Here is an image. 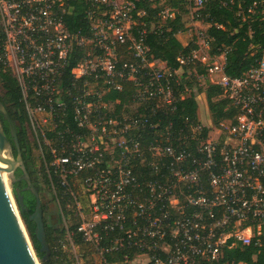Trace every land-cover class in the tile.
Masks as SVG:
<instances>
[{
    "label": "built area",
    "instance_id": "obj_1",
    "mask_svg": "<svg viewBox=\"0 0 264 264\" xmlns=\"http://www.w3.org/2000/svg\"><path fill=\"white\" fill-rule=\"evenodd\" d=\"M83 1L88 33L66 26L69 0H0V68L16 78L32 131L69 196V218L57 211L66 264H84L76 236L99 264H213L224 248L262 247L264 55L241 76L226 75L225 56L210 55L198 20L207 0H192L196 48L171 70L149 55L138 21L144 13L135 18L132 2ZM197 66L204 72L194 75L218 86L234 114L215 134L198 122L189 134L194 144L178 137L174 145L171 123L160 128L150 118L175 110L189 93L177 94L175 83L184 67ZM124 83L133 85L135 108L146 111L118 120L104 95L122 91ZM66 99L77 132L58 128ZM139 129L154 132L147 146L132 136ZM70 217L77 220L73 230Z\"/></svg>",
    "mask_w": 264,
    "mask_h": 264
},
{
    "label": "trees",
    "instance_id": "obj_2",
    "mask_svg": "<svg viewBox=\"0 0 264 264\" xmlns=\"http://www.w3.org/2000/svg\"><path fill=\"white\" fill-rule=\"evenodd\" d=\"M132 2L135 10V18L138 12H143L144 16L138 21L144 24L147 34L144 39L145 46L149 49V55L152 60L162 62L171 70L179 68L176 62L177 57L187 56L194 48L195 41H191L186 46L177 37L179 33L187 30L183 21V15L186 14V3L190 0H167L170 8L173 9L174 16L171 19L162 20L160 14L163 11L158 7L160 0H127ZM67 13L63 20L71 32L88 33V19L86 17V4L83 0H69ZM71 9V10H70ZM250 10V11H249ZM249 11V12H248ZM203 25H206L203 32V38L208 43V52L212 56H225L224 72L230 77H239L254 67L264 55V0H207L203 7L198 11ZM150 25L153 29L150 31ZM141 28V27H140ZM78 57L73 60L76 64ZM198 73H203V68L197 66ZM182 79L175 83V92L180 95L185 89L189 90L183 99H178L175 103L173 112L158 111L151 116L150 122L156 123L160 128L171 123V133L176 145V138H181V142H191L189 134L191 127L198 125V103L196 97L203 95L207 103L208 111L212 122L218 126L224 120L231 118L234 110L227 108V102L221 97V89L218 86L205 83L203 87L192 92L193 79L186 76L184 67ZM174 83V82H173ZM132 83H124L123 90L120 92L110 91L104 95L105 101L112 107L114 116L122 120L124 112H127L128 106H135L132 101L133 95ZM75 93V91H73ZM0 100L4 105L9 118L14 123L19 149L25 171L37 191L39 197L43 194L50 196V202H53L62 211L64 217L72 214V210L67 209L69 196L65 194V189L60 186V181L56 178L49 166L51 162L50 155L41 139L32 131L29 117L23 96L16 78L9 70L0 68ZM118 101V104L115 102ZM67 107L65 109L64 124L59 125V130L66 126L78 131L72 120V108L66 99ZM144 106L137 107L131 113H143ZM4 133L12 147L13 157H16V149L10 137L8 124L5 118L0 115ZM153 130L139 129L132 133V136L140 143L142 147L147 146L153 141ZM207 130L203 128L200 139H205ZM30 134L32 139L30 140ZM52 139L53 133L48 135ZM37 153L34 157L33 153ZM22 172L17 169L16 178L20 177ZM25 186V183H23ZM15 187H20L18 184ZM13 196L16 203L17 194L13 190ZM44 198V197H43ZM42 199V198H41ZM24 206L28 212H19L25 229L30 238L35 255L40 264H66L69 262L68 255L62 250L60 241L64 239V230L61 226L46 224L44 222L46 242L49 246L50 256L48 260H43V253L39 251V243L34 235V223L29 221L28 217L34 211L35 200L30 193L24 198ZM47 206L43 204L42 209L45 212ZM46 213V212H45ZM59 216V212H58ZM46 217V216H45ZM44 219H48L46 217ZM69 218V217H68ZM46 219V220H47ZM48 221V220H47ZM61 221V219H60ZM70 229L73 230L77 224L76 218L69 219ZM77 255L84 264H99L96 262L93 252L88 244L82 242L79 236L75 237ZM213 264H264V242L262 247H243L237 246L233 249H223L222 258Z\"/></svg>",
    "mask_w": 264,
    "mask_h": 264
},
{
    "label": "water",
    "instance_id": "obj_3",
    "mask_svg": "<svg viewBox=\"0 0 264 264\" xmlns=\"http://www.w3.org/2000/svg\"><path fill=\"white\" fill-rule=\"evenodd\" d=\"M0 115L7 121L10 137L16 149V157L14 159L10 158L8 152H12V147L4 133L3 125L0 120V153L4 152L5 154L3 160L0 156V162H3L7 166L6 172L9 175L11 184L21 180L24 181L27 185L25 190H28L34 196V211L29 215L28 219L34 223V235L40 246L39 251L43 253V260H48L50 250L46 242L41 200L25 171L14 123L9 118L1 100ZM17 169H20L22 172L20 178H16L14 175ZM16 194L18 205L15 197L12 196L7 185L4 184L0 176V264H40L21 219L18 206L21 211L28 212V209L23 207V198L19 195L17 190Z\"/></svg>",
    "mask_w": 264,
    "mask_h": 264
},
{
    "label": "rangeland",
    "instance_id": "obj_4",
    "mask_svg": "<svg viewBox=\"0 0 264 264\" xmlns=\"http://www.w3.org/2000/svg\"><path fill=\"white\" fill-rule=\"evenodd\" d=\"M192 4V0L188 1L186 3V14L183 15V21L185 23V26L187 28V30L183 33H181L183 35V37L179 38L180 41L183 43L184 46H186L188 43H190L191 41H194L193 38H194V28H193V23L194 21L192 20V16H191V12H192V9H193V6L191 5ZM158 7H160V9L162 10H169V11H173V9L170 8V3H168L167 0H160V2L158 3ZM201 29L202 31L204 32L205 30V27L206 25H201ZM195 39V38H194ZM203 54H204V51H203ZM158 67L162 68L163 71H167L166 67L163 66L161 63L158 64ZM188 70L186 72V76L190 77L191 79H193V84H192V89L191 91L195 93V91H197L198 88L200 87H203V85L205 84V80L202 79L201 76L197 77L195 76L194 74L196 73L198 75V71L197 70H192V69H186ZM181 73V72H179ZM209 77V76H207ZM196 100H197V103H198V118H199V122L202 123V125H204L205 127H209L210 128V133L211 134H215L214 132L216 131V127L213 122H212V119H211V115L208 111V107H207V103L204 99V96L203 95H198L196 97ZM108 109L112 110V107L111 106H108ZM135 110V106L131 105V106H128L127 108V112H124V117L127 118L131 115V113ZM33 132V131H31ZM29 139L31 140L32 139V136L30 134V137ZM111 147V146H109ZM34 154V157H36L37 153H33ZM8 156L10 158H15L13 157V154L12 152L9 153L8 152ZM1 159L3 160V155H1ZM5 168H4V171L6 170V165L4 164ZM16 171V170H15ZM15 175V173H14ZM16 177V176H15ZM6 178V176H5ZM6 185L10 191V193L12 194L13 196V189H12V184H11V181L9 179V175L7 174V179H6ZM44 197V198H43ZM43 197H40L42 203L44 205L47 206V211L48 212V216L51 214V209H54V214L56 216V221H50L49 219V224H54V225H58V226H61V221H60V217L58 216V213H57V209H56V205L53 203V202H50V196L48 194H43ZM50 213V214H49Z\"/></svg>",
    "mask_w": 264,
    "mask_h": 264
},
{
    "label": "flooded vegetation",
    "instance_id": "obj_5",
    "mask_svg": "<svg viewBox=\"0 0 264 264\" xmlns=\"http://www.w3.org/2000/svg\"><path fill=\"white\" fill-rule=\"evenodd\" d=\"M16 171H17V170H16ZM16 171H15V172H16ZM15 172H14V173H15ZM21 176H22V175H21ZM21 176H20V177H21ZM20 177H18V178H20ZM23 183H25V182L22 181V180L13 183V184H12V189L14 190V192H16V190L19 192V195L22 196V198H23V201H22V202H23V207H24L25 209H28L27 207L24 206V198H25L26 194H27V193H30V192H29L28 190H25V189L27 188V185H26V183H25V186H23ZM17 184H18L20 187H18V188L15 187ZM30 194H31V193H30ZM31 195H32V194H31ZM32 196H33V195H32ZM38 196H39V195H38ZM33 198H34V196H33ZM39 198H40V197H39ZM34 200H35V199H34ZM40 200H41V199H40ZM41 206H43L42 201H41ZM42 211H43V209H42ZM46 211H47V208H46L45 212H46ZM25 212H27V211H25ZM45 212L43 211V220H45L46 224H49V222H48L49 220H50V221H56V216H55V214H54V209H51V214L49 213V214H50L49 216H48V212H46V213H45ZM45 216L48 217L49 220H48ZM44 217H45L48 221H47L46 219H44Z\"/></svg>",
    "mask_w": 264,
    "mask_h": 264
},
{
    "label": "bare ground",
    "instance_id": "obj_6",
    "mask_svg": "<svg viewBox=\"0 0 264 264\" xmlns=\"http://www.w3.org/2000/svg\"><path fill=\"white\" fill-rule=\"evenodd\" d=\"M1 155H3V158H5L4 152L3 153H0V156ZM4 168H5L4 163L3 162H0V176H1L4 184L6 185L7 172H6V170L4 171ZM5 176H6V178H5Z\"/></svg>",
    "mask_w": 264,
    "mask_h": 264
},
{
    "label": "crops",
    "instance_id": "obj_7",
    "mask_svg": "<svg viewBox=\"0 0 264 264\" xmlns=\"http://www.w3.org/2000/svg\"><path fill=\"white\" fill-rule=\"evenodd\" d=\"M177 37L181 38V37H183V35L180 33V34L177 35Z\"/></svg>",
    "mask_w": 264,
    "mask_h": 264
}]
</instances>
